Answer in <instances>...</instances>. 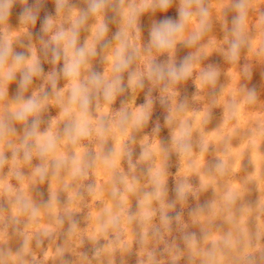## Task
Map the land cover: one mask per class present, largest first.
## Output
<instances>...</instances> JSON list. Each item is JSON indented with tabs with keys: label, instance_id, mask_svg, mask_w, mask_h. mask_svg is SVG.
I'll return each instance as SVG.
<instances>
[{
	"label": "clouds",
	"instance_id": "1",
	"mask_svg": "<svg viewBox=\"0 0 264 264\" xmlns=\"http://www.w3.org/2000/svg\"><path fill=\"white\" fill-rule=\"evenodd\" d=\"M47 2L0 0V264H264V0Z\"/></svg>",
	"mask_w": 264,
	"mask_h": 264
},
{
	"label": "rangeland",
	"instance_id": "2",
	"mask_svg": "<svg viewBox=\"0 0 264 264\" xmlns=\"http://www.w3.org/2000/svg\"><path fill=\"white\" fill-rule=\"evenodd\" d=\"M30 3H31V0H30ZM83 6V5H81ZM20 11V8L19 6L16 7V9L14 10V15H13V19H12V22L15 24L16 23V18H15V13L19 12ZM45 11H48V12H52L54 14V5L51 3V0H48V2L45 4L44 6V9H42L41 11V18H43L44 14H45ZM175 14V11L174 9L169 13V15H174ZM143 23L144 24H147L148 23V18L145 17L143 18ZM40 28V21L38 20L37 22V26H36V31H38ZM112 30L115 31V27L113 26L112 27ZM145 37H147V32L145 31ZM19 50V49H18ZM184 54H186V50H182L179 55L180 56H183ZM212 62H220L222 63V60L220 57L218 56H214L212 57ZM45 67V70H48L49 69V65H44ZM262 69H256L254 70V74H253V80L251 82V84H255L258 88V90H264V80L261 79V76H260V71ZM250 84V86H251ZM15 88H16V85L13 84L10 86V94H12L14 91H15ZM194 91V89L192 88L191 86V83L189 82V85H188V92L189 94ZM143 100V95L141 94V97L140 99L138 100V103L139 102H142ZM54 114V112H53ZM155 116H160L161 117V123H163V110L157 106V109H156V113L154 115V119H155ZM215 118L213 120V123L212 125H210V127H214L216 123H218L219 121V117H220V110L217 109L215 111V114H214ZM162 137L163 136H167V129H164L162 130V133H161ZM172 163H173V167L170 169L173 173L176 171V168H175V157L172 158ZM173 187V182L170 178L169 180V189H170V198H172V192H171V189ZM45 190H46V187H45ZM211 194H206L205 196L201 197V202H203L205 199H208L210 198ZM252 199H255V195H253ZM129 264H135V256H132L129 258Z\"/></svg>",
	"mask_w": 264,
	"mask_h": 264
}]
</instances>
